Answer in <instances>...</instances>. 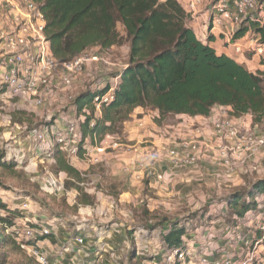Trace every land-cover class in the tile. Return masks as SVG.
Instances as JSON below:
<instances>
[{
    "label": "trees",
    "instance_id": "1",
    "mask_svg": "<svg viewBox=\"0 0 264 264\" xmlns=\"http://www.w3.org/2000/svg\"><path fill=\"white\" fill-rule=\"evenodd\" d=\"M32 1L44 16V33L53 58L59 62H69L95 48L104 51L127 44V60L117 72L113 99L102 105L100 113L93 110L92 102L108 90L107 86L86 90L72 100L76 116L84 108L90 112L78 122L81 145L100 141L105 135L121 139L124 124L137 108L156 111L159 121L168 116L208 117L213 108L221 107L229 109L228 115L233 118L249 115L252 125L264 122V73L249 72L228 56L217 55L208 43L200 42L176 0ZM249 29L264 42V30L255 24L240 26L232 39L243 37ZM13 123L23 122L13 118ZM53 161L54 171L65 174L64 192L74 191L84 205L93 204L80 188L81 173L57 147ZM16 166L4 151L0 153V170ZM263 195L264 179H257L225 197V206L236 220H241L247 212H257V198ZM0 211V250L8 245L17 249L14 237L6 230L19 216L18 211L1 198ZM192 219L163 220L151 230L162 228L165 221L167 226L161 234L165 247L186 248L187 226ZM260 259L251 264H264V253Z\"/></svg>",
    "mask_w": 264,
    "mask_h": 264
},
{
    "label": "rangeland",
    "instance_id": "2",
    "mask_svg": "<svg viewBox=\"0 0 264 264\" xmlns=\"http://www.w3.org/2000/svg\"><path fill=\"white\" fill-rule=\"evenodd\" d=\"M118 30L122 31L120 26ZM127 51V44L104 51L96 48L90 50L88 54L97 56L99 61L86 68L85 72L75 81L74 88L70 93L59 89L53 99L47 101L40 109L28 105L21 108L14 99L10 102H6L7 99L3 100L5 102L0 100V153L4 151L10 157L13 151H19L20 146L22 148L31 146L30 138V142L27 140L30 133L41 131L43 126L47 124L48 119L55 120L58 123L76 122V119L80 116L74 114L73 99L68 100V97L72 96L74 98L86 90L92 91L99 85L110 83L118 76L117 72L125 67ZM47 111L54 113V115L47 114ZM144 111H147L150 117L156 112L149 109ZM211 113V116L218 114L228 116L229 110L215 107ZM13 118L14 120H21L23 123L20 125L14 124ZM153 118L150 119V122L152 121L154 125L151 123V129H149L152 136L143 137L141 140L127 141L122 133L121 141L127 146L126 151L118 152L120 158L114 152L109 151L98 155V163L90 161L87 157L83 158L82 154L74 161H68L72 167L81 173L83 181L80 188L83 194L92 198L93 204L84 205L78 200V193L74 191H68L60 197L53 195L49 191L47 181L56 178L61 179V182L64 183L65 174L55 172L53 163L42 160L34 153L28 155L27 162L17 165L13 170H0L1 200L7 206L10 205L9 207L13 208L20 205L22 200L29 201L32 204L34 215L38 216L40 221L45 223L49 218L55 219L58 223L57 228L61 230H70L75 227L81 233L82 238L90 237L89 233L94 232L96 228H100L104 222L109 223L108 225L118 223L117 225L122 226L125 231L132 230L133 240L130 241L128 248L124 247L122 252L128 258L127 264H158L163 256L159 238L161 229H151L163 220H185L193 217L187 226V237H189L185 240L187 246L195 245L198 252H203L206 246H209L210 250L207 251H210L211 261H220L227 257V260H235V264L243 262L245 260L243 252L249 246H245L246 241L253 242L255 240L253 230L250 229V226H247V233L244 232L243 219L235 221L234 215L226 209L224 200L234 191L243 189V176L249 177V181L264 178V166L260 162L258 167L246 170L251 172L248 174L243 171L245 162L237 163L238 166H234V177L239 182L227 195L221 192L215 195L187 193L185 196H181L179 191V194L157 197L147 192V188L149 189L147 185V188L144 186L142 191L136 192V197V194H133L132 197L129 195L122 197L125 202L129 200V204H119L118 195L125 190L123 187H128V183L133 181L131 177L134 176L135 172H143L144 179L148 178L149 181L153 179L151 177L153 172L150 173L147 169L140 170L128 160L138 156L143 148L147 152L156 151V149L146 148L148 143L145 141H151L153 138L166 139L169 137L174 131L171 125L167 124L176 123L184 126V123L189 120L188 118L177 120L175 117L168 116L166 118L167 122L160 125L156 121L154 122ZM78 121L80 122V120H77V123ZM193 124L195 127H200L197 126V123ZM139 126L143 125L139 124ZM201 127H205V125ZM260 127L264 128V122ZM152 156L157 159L156 153ZM253 158L257 159L259 156ZM113 168H115L114 174ZM230 181L225 182L229 184ZM180 185H185V182L174 184V187ZM138 189L141 190L140 183ZM185 189L187 190V187ZM261 198L263 211L260 210L259 216L264 219V195ZM18 215L15 219L13 218V224L20 222L22 217L20 211H18ZM254 221L253 219L252 222ZM248 235H251V237ZM157 252L159 255H154ZM0 263L36 264L26 253L20 251L18 247L15 249L11 245L0 250ZM193 264H197L196 261Z\"/></svg>",
    "mask_w": 264,
    "mask_h": 264
},
{
    "label": "built area",
    "instance_id": "3",
    "mask_svg": "<svg viewBox=\"0 0 264 264\" xmlns=\"http://www.w3.org/2000/svg\"><path fill=\"white\" fill-rule=\"evenodd\" d=\"M213 8L218 17L228 19L234 26L255 24L259 29L264 30V4L258 0H219ZM212 24L214 27L220 26L221 18L214 19ZM44 28V16L39 6L32 0H0L1 101L7 99L6 102H10L14 99L21 108L28 105L40 109L47 101L53 99L59 89L70 93L75 81L86 68L99 61L97 56L89 54H83L69 62L55 60ZM232 38V32L224 37L228 44H231ZM253 51L254 54L263 56L264 42L256 43ZM234 53L237 55L242 53L240 46H234ZM118 79L117 76L110 83L97 86V88L107 86L108 90L94 98L92 107L96 113L99 114L102 105L113 99V90ZM71 99L73 97L69 96L68 100ZM47 114L54 115L48 111ZM89 114V110L84 108L80 118L72 123H58L48 119L41 131L30 133L27 140L29 142L31 140V146L28 148L20 146L19 151H13L10 157L6 153L7 158L13 159L17 165H22L27 162L28 155L34 153L42 160L54 163L53 152L57 147L68 161L77 159L82 154L83 158L87 157L90 161L98 163L99 154L109 151L112 153L126 151L127 145L123 144L120 138L111 135H105L100 141L94 140L92 144L81 145L77 120L83 121ZM210 124L216 141L214 143L193 137L187 141L170 140L169 144L162 147L166 161L171 167L194 168L205 156L208 157L210 153L217 152L222 159L223 181H229L234 176V166H238L237 163H246L253 157L264 155V128L260 127L261 124L243 128L234 118L226 114L210 116ZM92 125L93 122L90 128ZM146 148L152 150L154 147ZM155 178L159 182L164 181L166 175L157 174ZM47 185L53 195L57 197L65 195L61 179H49ZM261 197L257 198V212H247L244 215L243 226H250L257 236L253 242L246 241L245 246H249L243 252L245 260L237 264L261 261L260 255L264 253V219L259 216L263 208ZM15 208L20 211L21 220L15 222L6 232L11 233L18 249L26 253L28 257L38 264H50L43 242L52 232L58 230L57 220L49 218L45 223L40 221L39 217L33 214L32 204L26 200H22ZM1 213L0 211V216L3 215ZM253 219L254 222H252ZM235 221L238 220L235 219ZM38 238L42 240L39 241ZM75 240L79 245L84 243L81 237ZM207 250H210L209 246H206L203 252L193 249L192 245H186V248H166L158 264H193L194 261L197 264H235V260H227V257L220 261H211L210 251Z\"/></svg>",
    "mask_w": 264,
    "mask_h": 264
},
{
    "label": "crops",
    "instance_id": "4",
    "mask_svg": "<svg viewBox=\"0 0 264 264\" xmlns=\"http://www.w3.org/2000/svg\"><path fill=\"white\" fill-rule=\"evenodd\" d=\"M176 1L188 15V26L192 29L196 38L200 42L204 44L208 43L217 55L228 56L237 64L245 67L249 72L264 73V55L258 56L254 54L253 51L254 46L260 40V35L254 33L251 29H249L243 37L236 40L232 39L231 44H228L224 39L225 34L232 32L234 35L239 27L234 26L228 19L218 17L216 11L213 8V5L219 0ZM258 1L261 4H264V0ZM216 18H221V25L218 27H214L212 24L213 20ZM244 26H248V24H245ZM234 46H240L242 53L239 55L235 54ZM210 116H198L194 118L175 117V119L177 120L181 118H188L189 120L187 123H184V126H180L176 123L167 124L171 125L174 133H171V135L166 139L153 138L151 141H145L148 143V146L154 147L156 151L147 152V150L143 148L138 153V156L132 157V159L128 161L132 164L134 163V167L137 166L140 170L147 169L150 171V173L153 172L152 175L150 174L153 179L149 181L148 178H145V180L143 172H135L134 176L131 177L133 178V181L131 183H128V187H123V189L125 188V190L119 193V204H129L130 201L128 200L127 202H125V199H122V197L125 195H129L130 197H132L133 194H136V192L142 191V188L144 186L147 188V185L149 186V189L147 188V192L157 197H168L174 194H179V191L181 192V196H185L187 193L195 195H215L220 194L221 192H224L227 195L229 192H231L235 188V186H237L235 184H237L239 180L233 176L230 181L231 183L226 184L227 181H223L221 175L223 173L222 171L224 170L222 167V159L219 157L217 152L210 153L208 157L205 156L198 163V166L194 168L178 169H174L170 166L168 161H166L164 152H162V147L169 144L170 140L187 141L192 139L193 137H198L200 140L206 142H216L212 132V126L210 125ZM152 117H154V122L156 121V123L160 125H164L167 122L166 118H168L166 117L165 119L159 121L158 113L155 112L150 117L147 114V111H144L141 108L135 109L130 117V120L126 122L123 127L122 133L124 137H126V140H141L143 137L152 136L149 130L151 129L150 124H153L152 121L150 122V119H152ZM234 119L238 124H241L243 128L252 125V119L249 115H244L242 117ZM193 123H197V126L200 127L193 126ZM139 124L143 126H139ZM202 125H205V127H201ZM154 148L152 150H154ZM154 153H156L157 159L155 156H152ZM115 154H117L118 158L121 157L120 155H118V152H115ZM259 162L262 166H264V155L259 156V158L257 159L253 158L247 161L245 163L243 171L246 174L251 173L250 171L247 172L246 170H250L252 167H258ZM114 173L115 168H113V174ZM157 174H165L166 179L160 182L157 181L155 178V175ZM249 179V177L243 176V188H245L253 181L257 180L252 179L251 181H249ZM182 182H185V185L174 187V184H179ZM139 183L141 186V190L138 189ZM185 187H187V190L185 189ZM136 196L137 194L135 195V197ZM108 224L109 223L104 222L103 225L100 226V228H96L94 232L89 233L90 237L88 238H82L81 233L78 232V229H75V227L70 230H61L60 228H58V230L52 232L51 238H47V240L43 242L44 250L48 253L49 263L127 264L128 258L126 254L123 255L124 253L122 254V252L124 251V247L128 248L130 241L133 240V234L129 235L122 226L117 225L118 223H115L114 225ZM166 226L167 223L163 222L162 228H160L161 232H164V228ZM243 227H245L244 232L247 233V226ZM252 230L254 234L253 238H256L257 234L255 233L254 229ZM161 232L159 233V238L161 251L164 253L166 247L161 240ZM248 236L251 237V235ZM77 237H81L83 239V245H79L76 242L75 239H77ZM192 248L197 249L195 245H192ZM65 249H67L68 251H64ZM154 255H159V253L157 252V254Z\"/></svg>",
    "mask_w": 264,
    "mask_h": 264
}]
</instances>
